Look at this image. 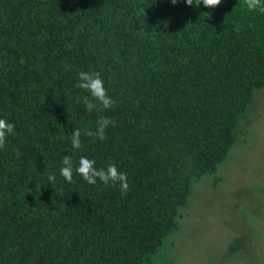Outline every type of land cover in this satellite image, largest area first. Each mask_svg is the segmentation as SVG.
Wrapping results in <instances>:
<instances>
[{"label":"trees","instance_id":"obj_1","mask_svg":"<svg viewBox=\"0 0 264 264\" xmlns=\"http://www.w3.org/2000/svg\"><path fill=\"white\" fill-rule=\"evenodd\" d=\"M81 71L100 73L113 107L86 110L84 97L99 101L76 87ZM262 87L264 13L245 0H0V119L14 124L0 148V264H152L194 184L220 181ZM101 116L115 121L106 139L85 135ZM81 156L127 173V194L84 181Z\"/></svg>","mask_w":264,"mask_h":264},{"label":"rangeland","instance_id":"obj_2","mask_svg":"<svg viewBox=\"0 0 264 264\" xmlns=\"http://www.w3.org/2000/svg\"><path fill=\"white\" fill-rule=\"evenodd\" d=\"M245 119L218 165L220 181L203 176L194 184L178 230L152 264H264V87Z\"/></svg>","mask_w":264,"mask_h":264},{"label":"clouds","instance_id":"obj_3","mask_svg":"<svg viewBox=\"0 0 264 264\" xmlns=\"http://www.w3.org/2000/svg\"><path fill=\"white\" fill-rule=\"evenodd\" d=\"M177 2L178 0H171L172 4H176ZM185 3L188 6L195 5V7H199L201 0H185ZM202 3L206 8H214L221 4V0H202ZM245 4L249 11H259L260 13H264V0H245ZM76 87L87 90L95 100L99 101L98 106L96 103H93L92 100L84 97L83 103L88 112H92L93 110L103 111L113 107L115 104V101L108 95L107 90L104 87V81L99 72H79ZM77 99L79 102V98ZM109 125L114 126L115 121L108 117L101 116L96 121V130H89L85 135L98 137L100 140H104L106 139V129ZM13 131V123L8 122L6 119H0V148L5 146L7 135L13 133ZM70 139L73 149H79L82 144L80 129L74 128ZM95 165V160L81 156L79 158L76 172L90 185H95L97 179H99L104 185L111 184L112 187L119 186L121 194H127L129 190L127 173L120 172L116 165L112 163H109L106 168L99 169ZM59 171L60 175L68 182L73 181V159L71 155H65L62 158V166ZM48 180L50 182H55V174H50Z\"/></svg>","mask_w":264,"mask_h":264}]
</instances>
